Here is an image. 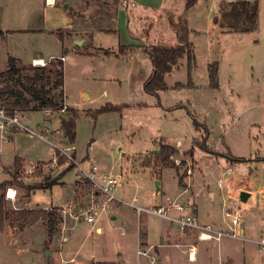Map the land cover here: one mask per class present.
I'll return each mask as SVG.
<instances>
[{
  "label": "rangeland",
  "instance_id": "1",
  "mask_svg": "<svg viewBox=\"0 0 264 264\" xmlns=\"http://www.w3.org/2000/svg\"><path fill=\"white\" fill-rule=\"evenodd\" d=\"M58 1L61 4L66 2L71 14L76 9L83 10L87 2V0ZM90 1L92 2L90 14L93 15L90 21H79L75 15H70L72 20L56 15L51 16L54 10L50 11L45 23L44 18L47 17V13L42 10L44 0H0V27L16 29L13 32L6 31L8 34L6 42L12 46V51L19 55L21 65L26 66V69L34 66L32 62L27 63L37 54L46 59L50 55L66 57L65 85L69 102L86 110L79 112L74 146L69 145V139L63 136L62 140L65 141V144H61L63 149L68 150L69 154L76 158V163L87 170L95 164L101 173L116 175L120 173L122 185L128 186L138 197L136 205H150L154 201L153 194L158 192L160 196L162 190L175 199L176 195L182 191L180 185L193 188L196 191L194 197L199 203L200 217L223 216L224 209L227 216V211L234 205L224 202V195L227 194L228 189L226 187L222 191L223 195L217 193L218 197L214 201L210 200V194L209 200L205 197L210 190L219 192L217 178L216 176L210 178L209 171L213 170L212 174H215L221 170L220 173H223L233 153L242 157V160L229 161L234 164L233 168L240 170V176L233 177L231 180L233 191L228 194L231 196L228 201L237 203V206L241 207L249 205L256 207L260 201L259 188L262 186L261 182H264V0H259V18L256 28L251 32L225 30L219 21V23L215 21V16L212 17L210 25L205 26L201 21L207 17L208 1L200 0L193 13L200 21V28L198 32H185L183 35L187 41L191 40L194 43L197 67L192 72V78L195 87L187 86L189 70L187 59L184 57L166 75L168 88L160 91L158 95L147 93L143 86V79L152 67L149 54L148 56L141 50L128 51L127 54L119 53V57L105 61L102 67L105 68L102 71L97 61L94 63L89 58L80 57L79 53L74 51L80 50L75 42L82 41L78 38L81 34L78 36L76 30L79 27H86L90 31H95L97 42L102 47L117 51L121 43L127 41L126 36H131L133 33L137 35L135 39L145 46L161 43L163 39H166L165 42L169 41L167 43H172L176 36L168 35V31L172 28L181 33L184 31L183 24L187 18L184 14L186 0H170L173 10L169 15L165 10L158 13L150 12L137 19L134 16L138 9L130 5L125 10V6L118 5L120 0ZM82 3L83 6H81ZM122 11L125 14L127 11L129 17L133 19L131 22L126 16L122 19L124 26L121 34L118 31V17L119 12ZM44 27L51 29L47 32L33 30ZM67 27L71 30L66 29ZM100 28L108 31L100 33ZM58 31L67 37V42H63ZM57 60L60 59L46 60L47 65L44 67L55 71ZM215 61H218L220 69L218 88L209 86L208 67L209 63ZM94 74L96 75L93 76ZM177 84H182L183 87H177ZM83 91H89L91 98L84 99ZM53 92L62 94L65 98L60 89ZM108 102L119 105L120 109L96 112ZM63 104L64 109L54 111L62 112L65 119H69L72 113L67 110L65 99ZM43 118V112H34L28 117L23 116V121L36 129V123L42 122ZM195 121H198L199 125ZM206 128L209 130L208 134ZM21 133L26 135L22 136L31 145L33 156L39 153L40 159L46 162L52 160L56 150L53 143L58 142L57 138L47 136L48 140H42L38 137H30L24 131ZM205 140L209 149L219 155L204 148ZM163 142L177 150V153L169 156L167 163L160 161L159 158ZM192 148H195L194 156L188 153ZM87 155L94 160L85 159ZM227 156L229 157L225 158ZM63 157L65 167L62 169L49 165L45 170L43 164L37 166L34 174L45 176L50 173V180L59 178L61 181L53 184L52 188L44 190L39 187L33 190L27 200L32 205L50 202L63 205L68 199L71 200L72 210L76 212L74 214L81 215L78 221L84 220L75 229L76 237L75 241L71 242L72 249L76 252L84 241L80 255L89 260L94 252H98L95 249L99 241L104 239V235L98 236L95 231L87 235L92 223L84 219V212L89 206L91 185L87 182L79 165L69 157ZM253 160L257 162L256 167L252 166ZM102 167L110 171L101 170ZM26 171L25 168L20 174L23 182L31 177L25 173ZM162 174L163 180L161 186H158L155 178H160ZM40 181L50 186L51 181L43 176ZM158 187H161L160 191ZM221 188H223L222 185ZM244 189H250L252 192V196L246 202L240 199ZM119 191H121L120 187L117 189V194ZM18 192L17 205L28 196V192L23 188H18ZM187 198V195H184L178 201L187 203ZM55 209L58 214L64 213L62 212L64 207ZM6 210L8 217L0 230V264H19L15 254L9 252L8 246H15L16 242L13 238L17 237L20 238L17 244L20 250H23L22 232L26 225H21V222L16 219L14 214L16 209L13 205L7 203ZM227 217L231 221V218ZM153 219L156 220V218ZM41 221L39 225L42 232H47L48 235L47 224ZM62 221L58 223L59 231H61ZM35 231L33 248L41 252L37 264H55L51 260V255L49 258L45 255H47L46 250L61 251L62 240L57 236L58 232L54 235V238L58 237L56 240L53 241L54 238H50L43 246L40 231L38 229ZM111 233L119 234V229L110 230L107 227L105 235L109 236ZM129 249L133 251H130L128 255L134 258L136 247L129 243ZM174 250L178 251V249ZM21 260V264H24L25 259ZM142 261L147 263L144 257ZM172 264H188L187 256L178 251Z\"/></svg>",
  "mask_w": 264,
  "mask_h": 264
},
{
  "label": "crops",
  "instance_id": "2",
  "mask_svg": "<svg viewBox=\"0 0 264 264\" xmlns=\"http://www.w3.org/2000/svg\"><path fill=\"white\" fill-rule=\"evenodd\" d=\"M79 2V0H77ZM134 1L136 4L135 7L138 9V12L134 16L135 19L138 17H144L146 14H150V12H162L167 11V15L172 12L173 8L170 5V0H130V2ZM199 1L197 4H195L190 9H186L184 6V14L186 15V21H181V24H183L184 31L179 33L177 29H170L168 31V35L176 36V38L171 41L172 43H167L169 41H166V39H163V41L157 44H150L148 46H145L142 42L135 39V36L137 37L136 33H133L131 36H126L127 41L125 43H121V45L129 46L134 45L136 48L131 51H144L143 53L148 55L150 46L152 45H176L180 42H191V40L187 41L186 37H184L185 32H198L199 30V24L200 21L196 18L194 13V10L199 4ZM207 2V17L205 20L201 21L205 24V26H209L211 23V19L213 16L216 17L215 21H219L221 10L224 8H227L230 6V4L234 1L238 0H206ZM82 2V1H81ZM64 4H67L66 2H63L62 4L59 3L58 0H54V2L51 4L50 0H44V6L43 11L47 13V17L44 18V22L46 23V19L48 18V15L50 11H54V13H51V16L56 15L61 18H71L70 15H75L79 18V21L81 20H87L90 21L93 15L90 14L91 8H92V2L90 0H87L85 2V6H83V3L81 6H83V10L76 9L72 11V14L68 11L67 7L64 6ZM118 5L121 7H124L125 10L129 8V5L125 4L124 0H120ZM122 10H124L122 8ZM127 14H125L123 11L119 12L118 17V28L119 33H123L122 29V19L128 17V21L131 22V17H129V13L126 11ZM170 17V16H169ZM72 20V19H70ZM48 22V21H47ZM71 23V22H69ZM173 23V22H172ZM219 23V22H218ZM51 28L44 27L43 29H33L35 31H43L47 32L50 31ZM66 29H70V27H67ZM18 30H26V29H18ZM53 30V29H52ZM51 30V31H52ZM56 30V29H55ZM6 31H16V29H10L7 27H0V73L7 70L8 66V60L9 56H14L16 58H19V55L15 54L12 51V46H10L6 40L8 34H6ZM102 31H108L107 29L100 28L99 32L102 33ZM117 31V30H116ZM115 31V32H116ZM95 31H90L86 27H79L76 30V34H81L80 38L82 43H79L78 41L75 42L76 46L80 48V50H74L76 53H79L80 57H86L93 62L99 65L101 70L103 71L104 64L106 63L108 59H114L115 57H119V52L117 50H111L104 48L100 45L99 42H97V39L94 35ZM136 40V41H134ZM177 40V41H176ZM67 37L64 38L63 42H67ZM175 42V43H174ZM194 44V43H193ZM128 53V51H127ZM125 53V54H127ZM150 55V54H149ZM148 55V56H149ZM64 56V55H62ZM60 55H50L48 59L45 57H42L40 55H34L31 58V61L27 64H30L33 59L35 58H43L45 60L50 59H60ZM65 57V56H64ZM151 58V56H149ZM152 59V58H151ZM61 60V59H60ZM65 60H63V69H64V85H63V93L65 96L66 105L68 107L77 109L79 112H84L86 109H81L79 105H75L71 102H69V95L66 93V85H65ZM53 62V61H51ZM218 62V61H217ZM152 67L150 71L148 72L145 79H143V86L146 80L152 75L155 67L153 64V61H151ZM210 64V63H209ZM106 66V65H105ZM220 73V69H219ZM94 74L93 76H95ZM220 75V74H219ZM100 76V75H99ZM97 79V77H95ZM95 79V80H96ZM106 92V91H105ZM83 98L84 99H90L91 93L88 91H83ZM264 101V99H263ZM111 103V102H110ZM34 112H43L44 118L42 122L36 123V129L39 131H43V133L47 136H51L54 138H57L58 142L53 143L55 150L54 157L51 161H44L43 159L39 158V153H36L35 156H33L34 152L31 150V145H29L25 140V135L19 131H12L9 130L6 133V138L3 136V134L0 131V177H2V181L11 179L10 172H12L15 169V166L18 164L20 167V172H22L23 169H27L25 172L30 178H27L26 184L34 185V184H44L43 181H40L42 176L46 178V180L53 182V180H56L55 183H49L50 186L45 185V187H41L45 190V188H52L53 184L59 183L61 179L55 178L53 180L49 179L50 173L46 174L45 176L34 174L37 166L43 164V169H46L47 164L51 165V167H59L60 169L65 167V162L61 163L60 160L63 158L62 155H60L59 147L63 148L61 144H65V141H63L62 137L64 136L65 139H67V136L65 135V132L62 128V121L65 119V115L62 114V112L54 111V109L45 108L41 111H27L23 112L24 116H29ZM30 118V117H29ZM31 119V118H30ZM26 136V135H25ZM30 136V135H29ZM32 137V136H30ZM29 137V138H30ZM41 139V138H40ZM43 140V139H42ZM64 142V143H63ZM69 145L74 146L73 143L69 142ZM71 147V148H72ZM68 148V147H66ZM233 157L240 158L242 157L236 156L233 153H231ZM57 157V160L54 161V158ZM76 157V155H75ZM225 158H228L225 157ZM32 161H31V160ZM85 159L93 161L94 159L87 155ZM18 160V161H17ZM228 159L226 165L227 167L224 169L223 173L219 170L218 172H215V174H212L213 170H210L208 173V176L211 178L212 176H216L217 182L219 183V192L214 191H208L206 193V199H208V195L211 196V201H214L216 199L217 193L222 194V191L226 188L227 194L224 195V202L227 204H234L232 207L229 208V210L235 211L237 209H242L244 213V221L241 225V227L237 228V231L239 235L242 238H224L221 242H215V241H201L197 237V233L194 230L187 229L183 231L180 226L177 224L176 221H173L167 217H162L147 211L139 212L138 209L129 203H120L117 201L111 202L107 206V210L105 213L101 215L99 220L95 224H91V227L89 231L87 232V235L94 231L98 236H103L104 239H101L99 241V244H97V248L95 249L98 252H94L93 255L90 257L91 259H86L84 256H81V248L84 246V241H82L81 245L76 249V252L74 249H72L71 242L75 241L76 233L75 229L82 221H76L73 220L70 216V214L75 215L76 212L72 210L73 203L71 200L68 199L65 204L63 205H55L54 202L50 203H44L42 205L35 204L32 205L27 199L30 197V193L37 189H33L32 191L28 192L27 198L20 202L19 205H17V201L19 199L18 197V188L16 186H9L8 188H11L13 190H16L17 195L15 201H12L11 199H7V203L13 205V208L16 210L22 209V208H28V209H36V208H44L47 210L55 209L56 207H64L65 213H61L62 216L61 219V231H58V237L62 240L61 241V251H55V250H46L50 251L49 256L51 255V260L54 261L55 264H145L142 261V257L147 259L146 264H152L151 260L146 255H139L138 250H149V254L156 258L157 263L155 264H172V262L175 259V256L178 255V251H180L183 255L187 256V263L188 264H264V248L259 246V244L256 242V240L262 238L264 235V182H261L262 186L259 188V196L260 201L256 207L254 206H237V203H229L228 199L231 197L228 194H230L233 190L231 186V180L233 177L240 176L239 171L233 168L234 164L230 163L233 161H230ZM256 160H253L252 166L256 167ZM34 170V172L29 173L28 170ZM101 170L110 171L107 169L101 168ZM112 172V171H111ZM243 172V171H242ZM21 174V173H20ZM120 174V173H117ZM64 175V174H63ZM121 175V174H120ZM220 175V178H219ZM222 176V177H221ZM59 177V176H58ZM62 177V176H61ZM163 178V174L160 178H155L158 182V186H161V182ZM0 181V182H2ZM123 183V182H122ZM48 184V185H49ZM223 184H227L224 186ZM221 185L223 188H221ZM182 187V191L178 193L175 197V199H172L169 194L165 191H161L162 194L159 196V193L153 194L154 201L151 202V204H143L139 205L143 208H157V207H166L167 214L171 217H178L181 215V212L178 211L175 207H170L169 205L171 203H177L181 205H190L193 207L194 212L198 216L200 223L207 225L210 224L214 226L215 228L221 229V230H227L231 227L230 220L227 216H225V209L222 215H209L205 217H200L199 213V203H197L194 195L195 192L193 188L189 187ZM39 188V187H38ZM161 187H158V191H160ZM120 190L118 193V196L124 199L127 202H131L136 198L138 200V197L136 194L133 193L132 190L128 188V186L125 187V185L120 186ZM246 193L249 194L247 196L246 200L241 201L246 202L249 201L250 197L252 196V192L250 189H244ZM205 191V190H204ZM26 195V194H25ZM184 195H187V203H179V199L183 197ZM213 199V200H212ZM136 203V202H135ZM223 211V210H221ZM63 212V211H62ZM75 213V214H74ZM227 215V214H226ZM228 219H227V218ZM153 218H156L154 220ZM153 219V220H152ZM202 219V220H201ZM87 221V220H86ZM158 221V222H157ZM42 221H39L35 224H27L22 234L24 235V246L23 250H20L19 245L17 244L20 241V238L14 237L13 240H15L16 244L15 246H8V249H10L9 252H12L15 254L16 261L21 264L22 260L24 264H37L41 255V252L37 248H33L35 245V235L36 231L35 229H38L41 233V239H43V246H45L47 240L50 239L49 232L47 235V232H42V228L39 225ZM39 225V226H38ZM64 227V228H63ZM109 228L110 230L113 229H119V234L111 233L109 236L106 234V228ZM112 232V231H111ZM58 237H53V241L56 240ZM8 240H10L8 238ZM69 243V244H68ZM129 243L134 244L136 247V255L134 258H131L128 253H130L129 249ZM18 246V247H17ZM66 248V249H65ZM174 249H178L174 250ZM191 250H194V254L192 258L189 257V252ZM36 250H38L36 252ZM46 258H49V256L45 255ZM38 258V259H37ZM48 261V260H47ZM62 261V262H61Z\"/></svg>",
  "mask_w": 264,
  "mask_h": 264
},
{
  "label": "trees",
  "instance_id": "3",
  "mask_svg": "<svg viewBox=\"0 0 264 264\" xmlns=\"http://www.w3.org/2000/svg\"><path fill=\"white\" fill-rule=\"evenodd\" d=\"M197 2L198 0H186L185 8L190 9L197 4ZM259 9V0L234 1L229 7L221 10L219 19L220 25L223 29L228 31L251 32L257 26ZM57 33L60 35V38L64 40L65 37L62 35L61 31H58ZM135 48L136 46L134 45H120L118 52L125 54L127 51L134 50ZM148 52L152 58L155 69L152 75L144 83V89L147 93L158 95L160 91L166 90L168 88L166 75L170 73L174 67L177 66L179 60L184 57L187 59V66L189 70V82L187 86L195 87L192 72L197 67V58L193 43L180 42L176 45H152L150 46V50ZM55 62H57L55 65V71L53 69L39 66H30L26 69V66L19 63L18 58L9 56L7 70L0 73V105L5 107L8 111L18 109L21 112L41 111L45 108L54 110L62 109L64 105V98L62 97V94H56L53 91L60 89L61 93H63V61L57 60ZM208 70L210 77L209 86L212 88H218V62L215 61L210 63ZM52 80H54L53 83H51ZM176 86L183 87L182 84H177ZM118 109H120L119 105H114L113 103L108 102L97 109L96 112L102 113ZM67 110L72 113V116L69 119H64L62 121V128L69 141L74 144L76 139V127L77 119L79 118V111L71 107H67ZM195 122L197 123L198 121ZM197 125L199 124L197 123ZM206 132L208 134V128H206ZM203 146L211 153L219 155V153L209 149L206 144V140ZM194 152L195 148H192V150L188 153L194 156ZM174 153H177V150L172 145L163 142L159 155L160 161L167 163L169 156ZM64 160L65 158L63 157L60 162L63 163ZM229 160L241 161L242 159L231 157ZM20 173V167L17 164L15 169L10 172L11 179L0 182V230L5 225L8 217V212L6 210V191L9 186L23 188L28 192L38 187H45L44 184H26L22 181ZM55 182L56 180H53L51 183ZM87 182L91 185L89 180H87ZM14 214L16 219L21 222V225L35 224L43 220L47 224L50 238H53L59 231L58 223L62 219V216L57 213V209L54 208L52 210L44 208H22L15 210Z\"/></svg>",
  "mask_w": 264,
  "mask_h": 264
},
{
  "label": "built area",
  "instance_id": "4",
  "mask_svg": "<svg viewBox=\"0 0 264 264\" xmlns=\"http://www.w3.org/2000/svg\"><path fill=\"white\" fill-rule=\"evenodd\" d=\"M126 5L131 4V6H135V2L130 0H124ZM60 59L65 60L64 56H61ZM32 65L44 67L47 65V61L43 58H35L32 60ZM64 109V108H63ZM66 109V107H65ZM23 112L18 109H14L12 111H8L5 107L0 105V131L3 136L6 138V133L9 130L26 132L28 135L32 137H38L43 140H48L44 133L37 129L31 128L27 123L23 121ZM60 155L69 157L75 164L76 158H73L68 150L59 147ZM57 160V157L54 158V161ZM79 165V164H78ZM46 167L49 166L45 165ZM80 170L83 172L84 177L91 182V190L89 192V206L87 210L84 212V219L90 223L95 224L101 215L106 212L107 206L109 203L117 201L120 203H129L130 205L136 207L139 212L147 211L162 217H167L173 221H176L180 228L185 231L187 229L194 230L197 233V237L201 241H215L221 242L224 238H242L237 228L241 227L244 221V213L242 209H237L235 211L228 210L227 216L231 218L230 224L231 227L227 230H221L215 228L214 226L207 224H201L198 216L194 212V209L190 205H181L177 203H171L170 207H175L181 212V215L178 217H171L167 214L166 207H157V208H143L142 206L136 205V198L133 201L127 202L117 194V189L122 184V176L120 174L113 173H101L100 169L97 165L92 164L89 170L85 169L81 165H79ZM33 170H29V173H32ZM17 192L11 188H8L6 191V199H11L15 201ZM65 213V211L63 210ZM77 221L80 219L81 215H71ZM256 242L264 248V235L262 238L256 240ZM139 255H146L150 258L151 263H157L155 257L149 254V250H138ZM194 254V250L190 249L189 257L192 258Z\"/></svg>",
  "mask_w": 264,
  "mask_h": 264
},
{
  "label": "water",
  "instance_id": "5",
  "mask_svg": "<svg viewBox=\"0 0 264 264\" xmlns=\"http://www.w3.org/2000/svg\"><path fill=\"white\" fill-rule=\"evenodd\" d=\"M67 6H68V4L65 5V7H67ZM78 42H79V43H82L81 41H78ZM155 151H157V150H155ZM157 184H158V182H157ZM247 196H249V194L246 193L245 191H243V192L241 193V199H242V200H246V199H247ZM46 254H47V256H49L50 251H47Z\"/></svg>",
  "mask_w": 264,
  "mask_h": 264
},
{
  "label": "bare ground",
  "instance_id": "6",
  "mask_svg": "<svg viewBox=\"0 0 264 264\" xmlns=\"http://www.w3.org/2000/svg\"><path fill=\"white\" fill-rule=\"evenodd\" d=\"M54 2V0H50V3L52 4Z\"/></svg>",
  "mask_w": 264,
  "mask_h": 264
}]
</instances>
